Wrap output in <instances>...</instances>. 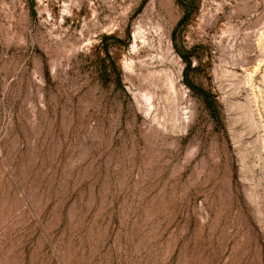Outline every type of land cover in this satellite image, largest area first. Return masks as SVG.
<instances>
[{"label": "rangeland", "instance_id": "obj_1", "mask_svg": "<svg viewBox=\"0 0 264 264\" xmlns=\"http://www.w3.org/2000/svg\"><path fill=\"white\" fill-rule=\"evenodd\" d=\"M0 264H264V0H0Z\"/></svg>", "mask_w": 264, "mask_h": 264}, {"label": "trees", "instance_id": "obj_2", "mask_svg": "<svg viewBox=\"0 0 264 264\" xmlns=\"http://www.w3.org/2000/svg\"><path fill=\"white\" fill-rule=\"evenodd\" d=\"M186 17L183 16L179 21H178V25H181L184 23ZM185 61H186V68H189L191 66V61L189 58L185 57ZM118 81L120 82V77L118 75ZM188 85L193 89L195 90L197 93H199L200 95H202L204 98H206V92L200 88V87H196L194 85H192L191 83L188 82Z\"/></svg>", "mask_w": 264, "mask_h": 264}]
</instances>
